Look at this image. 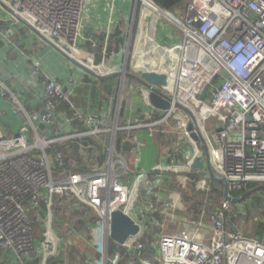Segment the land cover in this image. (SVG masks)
<instances>
[{"label": "built area", "instance_id": "obj_1", "mask_svg": "<svg viewBox=\"0 0 264 264\" xmlns=\"http://www.w3.org/2000/svg\"><path fill=\"white\" fill-rule=\"evenodd\" d=\"M0 1L47 38L77 51L87 8L93 0ZM130 1V32L137 29L136 36L145 39V26L152 22V44L144 53L161 62L164 69L157 72L166 75L167 84L155 88L170 100L171 106L165 111L153 107L151 92L145 90L150 108L148 121L124 130L145 128L155 135L164 134L173 122L181 150L175 148L165 154L164 164L152 173L140 174L139 183L144 184L134 188L125 183V178L135 172L114 150L105 166L75 171L65 166L62 153L54 147L99 131L71 137L59 134L58 110L69 98L65 89L56 80L47 79L43 83L42 109L31 115L18 95L6 88L3 95L19 106L25 123L15 134L0 128V264H56L61 253H69L68 245L77 249V242H84L85 234L74 225L70 230L72 239L65 240V247L57 246L59 239L51 236L53 223L66 216L67 210L78 215L73 203L91 208L97 220L103 222L107 236L110 216L119 210L145 227L150 215L141 192L153 195L161 189L166 183L163 176L178 169L169 163L185 161L184 157L189 174L184 186L197 187L196 192L208 200L218 197V188L203 172L191 173L194 161H203L206 154L210 166L228 182L232 197L264 187V0H183L170 10L153 0ZM159 30L166 39L156 42L154 35ZM1 32L11 31H4L0 24ZM5 36L9 38L8 33ZM138 56L133 55L132 63ZM39 70L36 61L34 75ZM217 79L220 85L204 101V92ZM178 106L193 114V130L192 119ZM54 162L60 170L53 167ZM262 193L264 196V190ZM208 203L198 220L193 207L185 205L183 211L177 210V217L193 230L159 234L150 247L157 253L156 264H264V238L258 236L264 224V197L245 202L242 209L223 201L214 215L208 213ZM186 209L189 214L184 218L180 213ZM32 214L39 230L33 225ZM206 230H210L209 235L204 234ZM41 233L45 239L38 238ZM142 235L143 230L121 246L114 257L100 250L105 264H120L130 255L129 264H153L141 255L145 249Z\"/></svg>", "mask_w": 264, "mask_h": 264}, {"label": "crops", "instance_id": "obj_2", "mask_svg": "<svg viewBox=\"0 0 264 264\" xmlns=\"http://www.w3.org/2000/svg\"><path fill=\"white\" fill-rule=\"evenodd\" d=\"M130 10V0H93L90 2L87 8V15L85 16L82 39L78 41V48L82 50L81 53H75V55L81 60L91 63L90 58L94 60L96 51L100 49L102 52V61L96 63L95 60L97 66L94 63L91 64L102 74L121 71L120 69L122 68L124 60L120 52L124 48L128 36L125 31ZM2 27L4 31H11L0 33V128L4 132L15 134L25 123L19 106L3 95L6 88L18 95L21 105L28 113L33 115L34 112L42 109L45 95L43 83L47 79L56 80L69 95L68 101L63 102L58 110L57 127L59 134L63 137H71L75 134H90L96 130L99 131L97 134L85 135L82 138L72 140H86L84 146L80 144L81 148L84 151H91V153L82 156L83 164L87 167V170L84 172L105 166L110 159L111 152L114 150L117 154L123 156L129 167H131V170L135 172V175L130 176V178H125V183L134 188L136 185L144 184L142 182L139 183L138 176L140 174L152 173L153 169L164 164L166 147L160 140V134H152L145 128L124 130L126 127L137 126L148 121L150 108L147 105L146 93L145 91L141 94L135 92L139 89V85L134 82H132V85L130 83V87L134 91L124 89L127 93L122 95V82L128 78H124V80L116 78L117 80H115L118 85V87H115L116 94H108L106 87L110 86L104 85L103 82L105 81H96L78 71L58 53L38 40L29 30L23 32L17 24L3 25ZM151 27L152 22L148 21L145 26V32H143L145 39L140 40L141 49L139 48L140 54L138 60L146 66L147 70L162 71L164 68L159 59L154 60L144 53V50L152 44L153 32H151ZM6 33L9 34V38H6ZM120 33L123 40L122 44L116 49L113 43L115 36L119 37ZM154 39H156V42H159L161 39H166V35L159 30L154 35ZM169 44L173 45V42L170 41ZM111 46L114 47L115 51L109 53ZM112 53H117L116 57H111ZM36 61L40 64V70L34 75ZM104 68L107 70L110 69V71H104ZM35 124L39 125L38 121ZM112 124L114 127L113 130H110L109 126ZM116 127L119 128L116 129ZM121 132L126 134L125 141L131 146L129 152L121 153L116 149L117 135ZM177 144L178 147L176 146L175 148H180L181 150L179 140ZM173 145H175L174 142ZM98 146L103 149L105 154L103 163H99L100 152L98 151ZM71 154L72 152L69 151L68 155ZM186 159L187 157H184L185 161H182L184 167L179 166L181 163L180 160L175 161L173 165L178 167V169L182 168L188 171V168H186ZM148 168L152 169L147 171ZM191 173H194V169L191 170ZM163 177L165 179V175ZM186 177H189L187 172L184 179ZM196 189L198 191L197 187ZM179 195L176 201L178 207L174 212H170L168 210L172 199L170 197L174 195L170 194L166 197L161 192V189L155 190L153 195H147L144 191L141 192L146 207L151 204L149 205L151 209L167 208L164 215L159 216L155 212L149 214V221L142 228L143 235L141 242L143 243L146 239L149 240V248L144 250L143 253L141 252V255L149 261L151 260L153 264L157 263L158 258L155 250L150 249V247L157 242L160 236L159 234H173L175 232H190L193 230L191 225H184L182 219L177 217V210L181 211L180 205L185 207L186 204L181 195ZM212 207L207 210L209 214L214 215L219 206L215 209ZM193 211L198 219L202 217V209L198 211L193 209ZM169 219H172V221ZM166 220H168L167 223H170L176 228V231L173 233H165V231H162ZM96 229H98L99 233H102L104 245L106 244L104 254L106 252L110 257H114L120 247L107 236L103 222L100 223L97 221L94 226H87L85 232H93ZM152 231L153 235L151 234ZM209 232L210 230H206L204 234L209 235ZM51 236L59 239L57 246L62 244L64 247L66 246L65 240L69 238L63 230L60 231L58 229L55 223L52 225ZM42 239H45L44 234L41 237ZM79 240L82 241L81 239ZM81 243L85 246L87 245L83 241ZM92 244L91 254L90 252H84V250L78 251V253L75 250L71 252L70 248L69 253H61L55 262L57 264H105V260L103 259L101 262L90 259L95 256L102 258L98 242L94 240ZM132 256L130 255L128 258L123 257L120 264H129L132 261Z\"/></svg>", "mask_w": 264, "mask_h": 264}, {"label": "water", "instance_id": "obj_3", "mask_svg": "<svg viewBox=\"0 0 264 264\" xmlns=\"http://www.w3.org/2000/svg\"><path fill=\"white\" fill-rule=\"evenodd\" d=\"M0 8L8 15V20L0 21L1 25H10L17 23L21 27L29 30L38 40L44 43L46 46L54 50L58 53L62 58H64L69 64H71L74 68L78 71L82 72L83 74L87 75L91 79L96 81H106L111 79L120 78L124 80V78H128L129 80V89L133 90L130 87V83L132 82L139 85V89L135 92L143 93L145 90H149L150 97L149 100L151 104L162 110H168L171 106V102L168 98H166L163 94H161L155 86H166L167 78L164 74H159L154 71H141L138 75L133 73H128L127 69L124 68L121 71H117L114 73L109 74H102L95 66H93L90 62H86L81 60L76 56L72 50L67 46L62 44L57 39H49L43 34H41L38 30H36L33 26H31L28 22H26L23 18L13 12L9 7H7L4 3L0 1ZM123 83V82H122ZM182 111H184L187 115L190 116L192 119V124L190 125V131L193 130L196 126V121L193 114L178 106ZM193 137L198 140L197 136L193 134ZM194 169L198 170H206L207 177L214 183L218 184L222 188L223 199L226 202H230L232 204H239L241 203L246 197L254 194L256 191H260L264 188H258L256 190L250 191L247 194H244L241 197L233 198L230 195L228 182L226 179L220 175H218L210 166L209 163V155L206 154V161L205 163L202 162L200 159H196L192 165ZM110 239L120 246H124L127 241L132 237H137L142 232V227L128 214L124 213L123 211H116L111 214L110 216Z\"/></svg>", "mask_w": 264, "mask_h": 264}, {"label": "rangeland", "instance_id": "obj_4", "mask_svg": "<svg viewBox=\"0 0 264 264\" xmlns=\"http://www.w3.org/2000/svg\"><path fill=\"white\" fill-rule=\"evenodd\" d=\"M0 18L2 20L6 19V18H8V15L1 10ZM132 21H133V8L131 10V13H130V16L128 18V21L126 22L127 23V25H126L127 27H126V31L125 32H127L126 35H128V36L126 38L125 46L122 49V51L120 52L121 56H122V59L124 60L123 61L124 63H123L122 68L120 70H122L123 67L125 65H127L128 66V69H127L128 73H131V71L134 70L136 68V66H137V64H136L137 61L132 64L131 59H132L134 53H136L137 55L140 54L139 48H140V40L142 38V36L140 34L138 36H136L137 32H138L137 29H136V32H130L131 31V26H132ZM18 26H19V29H20L21 26L20 25H18ZM20 30H22V29H20ZM132 33H133V36H132ZM131 36H132V38H131ZM65 45H67L71 49V47L68 44L65 43ZM129 46H130V50H129ZM134 48H135V50H134ZM78 50L77 51L73 50V51H75L76 54L81 53V52H78ZM81 50L82 49L80 48L79 51H81ZM111 55H110L111 57H113V56L116 57L117 53L116 54L112 53ZM126 58H128V64L126 63ZM95 60L96 59L93 60L92 58H90V61L92 63H94V65H96L95 64ZM104 71H110V69L107 70V69L104 68ZM134 71H136V70H134ZM122 85L123 86H122L121 94L123 95V94L127 93L126 90L129 91V80L125 79L124 82L122 83ZM124 89H126V90L124 91ZM123 91H124V93H123ZM120 125H122V123H120ZM210 125H212V123H209L208 126H210ZM113 127H114V125L112 124V125L109 126V129L113 130ZM118 128L119 127H116V129H118ZM165 130H167L168 133H167V135H164V137L170 141V145H169L168 149L166 148V151H168V150L172 151L173 150L172 148H174L173 142L175 144H177V142H178V136H177V134H178L177 132L178 131L176 130V125L173 122H170L169 126H167L165 128ZM186 145H188L187 142H186ZM50 158L52 160L54 159V155L52 153L50 154ZM179 166L184 167V163L181 162L179 164ZM151 169L152 168H148L147 171H150ZM170 172L175 174L174 175L175 179L171 180V182L169 184H165L161 188V192L163 194H165L166 197H168L170 194L175 196V197L174 196L170 197V198H172L171 199V203L168 206V210L170 212H174L176 210V208L178 207V203L176 201L178 199L177 196L179 194L183 198L184 202H186L185 205L188 208L189 207H193L197 211L201 210L204 207V204L206 203V201L209 202L208 204H210L213 207H215V199L216 198L215 199L214 198H210L208 200V197H204L206 195L203 196V195L199 194L198 192H196L197 189H196L195 186H190V187L184 186L183 182H185L186 185L188 183L186 180H184L186 172H188V171H186L185 169L183 170L182 168H180V169H175V171H170ZM256 197H258V194L252 196L246 203L250 204V202H253L254 200L258 199ZM141 200H143V199L141 198ZM149 205H151V204H149ZM149 205H147V209H148L149 214H151V211L154 210V211L158 212V213H155V214H159V216H161L162 214L164 215V212L167 209L165 207H161L159 209L158 208L151 209ZM244 206H245V202L240 204V205H238L237 208L238 209H242V207H244ZM180 208H181L180 210H182V208H183L182 205H180ZM74 210L78 211V215H77V217H73V218L71 217L70 211L69 210L66 211V217H67L66 221L69 224L63 229V231L67 235V237H69L68 239H72V236L70 235V230H71V228L73 227L74 224H77L78 226H80L79 227L80 232L81 231L84 232L85 240L87 239L89 241H88V243H86L85 240H84V242L87 244L85 246L79 240L78 241L79 245H78L77 249L74 248V249H72V251L75 250V252L77 251V253H78V251L84 250V252H90V254H91L92 253L91 252L92 251L91 248H93L92 247L93 244H92L91 238H93V240L98 242L99 248L101 249V252L103 253L104 250L106 249V244L104 245L102 233H99L98 229L94 230L93 232H91V231L85 232V228L87 226H94L95 223L98 221L97 218L95 217V213L93 212V210L91 208L85 206V205L80 204V203H73V211ZM187 213L189 214V210L188 209H186L185 212H181L180 214H181L182 217H184V216L186 217ZM196 219L198 220V217H196ZM169 220L172 221V219H169ZM167 221L168 220L165 221L164 228H163L162 231H165V233H173L174 231H176V228L174 226H172L170 223H167ZM82 223H83V225H81ZM60 246L64 247L63 245H59V247ZM68 247L70 249L71 245H68ZM144 247H146V246H144ZM147 247L149 248V246H147ZM68 251H70V250H68ZM90 259L92 261L96 260L98 262H101V260H102L101 257H97V256L91 257ZM151 263H152V261H151Z\"/></svg>", "mask_w": 264, "mask_h": 264}, {"label": "trees", "instance_id": "obj_5", "mask_svg": "<svg viewBox=\"0 0 264 264\" xmlns=\"http://www.w3.org/2000/svg\"><path fill=\"white\" fill-rule=\"evenodd\" d=\"M159 7L163 8V9H166V10H170L172 9L173 7H175L176 5L180 4L183 0H153ZM21 29L23 30V32H26L27 29L25 28H22ZM117 37V39H116ZM116 40V42H115ZM122 36H121V33L118 36H115V39H114V45L116 47V49H118V47L122 44ZM115 51L114 47H110L109 48V53ZM96 56H95V59H96V63H100L102 61V52L101 50H97L96 51ZM117 80V79H116ZM115 79L111 80V81H105L103 82L104 85H109L110 87H106V92L108 94H113L115 95L116 94V88L115 87H118L117 85V81ZM220 85V80L217 79L214 83V85L212 87H209L206 89V91L204 92L203 96H202V99L204 101H207L210 99L211 97V92L213 89H215V87H218ZM164 135H167V133H164V134H160V136L163 138L160 137V140L161 142L163 143V145L168 149V146L170 145V141L168 139H166L164 137ZM125 138H126V134L125 133H119L117 135V139H116V149L117 151L121 152V153H125V152H129L131 150V146L125 141ZM84 142H86V140L82 139L80 141H72V142H69L67 144H64V145H56L54 147L55 150L63 153L62 155L64 156V159H65V163L66 165L65 166H68L70 165V169H73V170H77V171H86L87 170V167L83 164V160H82V156L87 154V153H91V151L89 150H83L81 148V145L82 144L84 146ZM174 148L176 147V144L173 145ZM99 148V163H103L104 161V158H105V154H104V151L103 149L98 146ZM174 148H172L174 150ZM69 151L72 152L71 155H68L69 154ZM172 152V151H171ZM53 154V153H52ZM91 156V155H90ZM75 160H74V159ZM53 167L60 170V168L58 167V164L56 162L53 163ZM153 176H151V179H153ZM166 179V178H165ZM167 180V179H166ZM168 184L171 182L170 178L168 177V180H167ZM218 191V190H217ZM219 195L218 197L215 199V207H218L220 205V202L223 200V197H222V193L220 191H218ZM263 193H259L258 194V198H263ZM257 198V197H256ZM71 214V217H77V212H74V213H70ZM67 217L64 216L62 218H58L55 220V224L56 226L61 230H63L64 226H67L69 223L66 221ZM32 221H33V225L34 227L36 228V230H39V225L37 224V221H36V216L35 214H32ZM83 225V223L81 224ZM75 228H79V226L77 224H74ZM153 235V231L151 233ZM43 236V233L41 234V236H38V238H41ZM258 236L260 238H264V224H262L259 228V232H258ZM143 245L144 246H148L149 245V240H144L143 241ZM72 249H74L73 247H71V252H72ZM143 253V252H142ZM75 254V253H74ZM57 264V263H56Z\"/></svg>", "mask_w": 264, "mask_h": 264}, {"label": "clouds", "instance_id": "obj_6", "mask_svg": "<svg viewBox=\"0 0 264 264\" xmlns=\"http://www.w3.org/2000/svg\"><path fill=\"white\" fill-rule=\"evenodd\" d=\"M3 20H6V19H3ZM8 20V19H7ZM2 21V20H1ZM15 24V23H14ZM18 25V24H17ZM3 26V25H2ZM129 50H130V46H129ZM137 61V60H136ZM135 61V62H136ZM131 62H132V59H131ZM135 62H133V63H135ZM126 63L128 64V58H126ZM132 63V64H133ZM124 68H126V69H128V66L127 65H125V67ZM134 70H136V68L134 69ZM134 70H132L131 71V73H133V74H135V75H138L141 71H134ZM146 71H149V72H151V71H154V70H146ZM154 72H157V71H154ZM158 73V72H157ZM136 84V83H135ZM150 101V100H149ZM151 103V102H150ZM152 105V104H151ZM153 106V105H152ZM154 107V106H153ZM156 108V107H155ZM175 149V148H174ZM172 151H174V150H172ZM165 152H166V154H169V153H171V151H166V149H165ZM202 161V160H201ZM205 161H206V155H205V157H204V160L202 161V162H204L205 163ZM169 164H173L172 162H170ZM192 169H194L193 167H192ZM213 169V168H212ZM201 171V172H203L206 176H207V174H206V170H198V169H194V171ZM214 170V169H213ZM150 173V172H149ZM175 174L174 173H172V172H169V173H167L166 175H165V178L168 180V177L170 178V180H173V179H175V176H174ZM189 175V174H188ZM208 178V177H207ZM165 179V180H166ZM209 179V178H208ZM167 180H166V183L165 184H168V182H167ZM209 181L211 182V184L214 186V187H216V188H218V191H220L221 193H222V188L218 185V184H216V183H214V182H212L210 179H209ZM264 188V187H263ZM263 190L264 189H261L260 191H256L254 194H252V195H250L249 197H246L241 203H239V204H232L233 206H235L236 208H237V206L238 205H240V204H242V203H244V202H247L252 196H254V195H257V194H259V193H262L263 192ZM218 195H219V193H218ZM244 195V194H243ZM243 195H239V196H235V197H233V198H238V197H241V196H243ZM222 197H223V194H222ZM232 197V196H231ZM258 198V197H257ZM259 199V198H258ZM258 199H256V200H258ZM255 200V201H256ZM224 201V199L221 201V203ZM224 202H226V201H224ZM230 203V202H229ZM211 207H212V205H211ZM210 207V208H211ZM221 207V204L219 205V207L218 208H220ZM213 209H215L216 207H212ZM217 208V209H218ZM194 209V208H193ZM195 210V209H194ZM135 220V219H134ZM136 221V220H135ZM137 222V221H136ZM80 227V226H79ZM132 238H134V237H132ZM131 239V238H130ZM128 242V241H127ZM118 245V244H117ZM118 247H121L120 245H118ZM148 247L146 246L145 247V249L144 250H146ZM151 249V248H150ZM143 250V251H144Z\"/></svg>", "mask_w": 264, "mask_h": 264}, {"label": "bare ground", "instance_id": "obj_7", "mask_svg": "<svg viewBox=\"0 0 264 264\" xmlns=\"http://www.w3.org/2000/svg\"><path fill=\"white\" fill-rule=\"evenodd\" d=\"M144 1L147 2V0H144ZM62 44H64V43H62ZM64 45H65V44H64ZM71 50H72V52L75 54V51H73V49H71ZM136 64H137V66H136V69H137V70H139V71H145V70H147V69H146V66H144L143 63H142L141 61L138 60V61L136 62Z\"/></svg>", "mask_w": 264, "mask_h": 264}]
</instances>
